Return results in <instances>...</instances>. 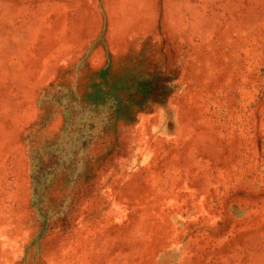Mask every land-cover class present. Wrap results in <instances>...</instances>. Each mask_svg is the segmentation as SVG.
Instances as JSON below:
<instances>
[{
    "label": "rangeland",
    "instance_id": "1",
    "mask_svg": "<svg viewBox=\"0 0 264 264\" xmlns=\"http://www.w3.org/2000/svg\"><path fill=\"white\" fill-rule=\"evenodd\" d=\"M0 264H264V0H0Z\"/></svg>",
    "mask_w": 264,
    "mask_h": 264
}]
</instances>
